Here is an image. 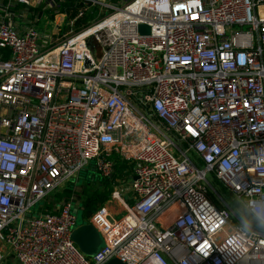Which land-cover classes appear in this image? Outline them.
Masks as SVG:
<instances>
[{"label": "built area", "instance_id": "built-area-1", "mask_svg": "<svg viewBox=\"0 0 264 264\" xmlns=\"http://www.w3.org/2000/svg\"><path fill=\"white\" fill-rule=\"evenodd\" d=\"M55 1L0 0V264H264V234L224 247L236 218L207 195L209 176L264 196V0H76L108 13L53 44L37 24ZM114 157L131 175L85 223L103 242L86 256L80 204L39 208Z\"/></svg>", "mask_w": 264, "mask_h": 264}, {"label": "trees", "instance_id": "trees-1", "mask_svg": "<svg viewBox=\"0 0 264 264\" xmlns=\"http://www.w3.org/2000/svg\"><path fill=\"white\" fill-rule=\"evenodd\" d=\"M55 3L58 5L60 13L68 20V21H76L82 28H86L89 22L93 20H99L104 16V14H100L98 18H96L98 14V7H91L89 5H84L82 3L76 2V0H57ZM113 161V174L110 178H102L100 176H95L93 170L83 171L80 175L84 174L88 177L85 183H89L90 188H86V186L82 187L79 191H76L73 186H70L72 181L68 182L61 190L54 192L50 196H48L45 201L42 203V206L39 208L40 211L45 212H53L55 207L59 205L62 201L67 202L73 200L80 204L82 217L84 220L88 222L91 215L102 208L104 204L110 199L111 192L113 191V186L115 184L116 179H125L127 181L131 175L132 165L119 159L118 157H114ZM97 178L94 183V177ZM92 177V178H91ZM88 179H92L89 181ZM212 179V178H211ZM217 187V192L221 197L220 200L216 199L213 196V193L208 190L207 195L211 199V201L218 207L223 208V204H227L229 207H233L234 197L228 193L222 186H220L214 179H212ZM96 184V186H95ZM54 198V199H53ZM229 202V203H228ZM54 213V212H53Z\"/></svg>", "mask_w": 264, "mask_h": 264}, {"label": "clouds", "instance_id": "clouds-1", "mask_svg": "<svg viewBox=\"0 0 264 264\" xmlns=\"http://www.w3.org/2000/svg\"><path fill=\"white\" fill-rule=\"evenodd\" d=\"M257 158L264 157V147L257 148ZM232 215L235 222L230 223L231 244L224 247L231 248L245 255L247 242L261 238L264 234V196L251 192L237 194L234 197Z\"/></svg>", "mask_w": 264, "mask_h": 264}, {"label": "rangeland", "instance_id": "rangeland-1", "mask_svg": "<svg viewBox=\"0 0 264 264\" xmlns=\"http://www.w3.org/2000/svg\"><path fill=\"white\" fill-rule=\"evenodd\" d=\"M96 2H102L103 0H94ZM119 0H106L105 3L106 4H113L114 6H123L124 5V0H121L120 3H118ZM88 3V2H87ZM86 5V3H85ZM89 5V4H88ZM108 13V9L105 7H98V14L96 16V18H98V16L100 14H104V16ZM96 20H93L91 22L88 23V25H86V28L92 23L95 22ZM38 30H43L47 35L51 36L52 38V43L53 44H58L59 42H61V40H63L64 38L68 37V36H72L75 35L76 33H79L80 31L84 30V28L81 29V26L76 23V21H68L61 13H55V15L49 14V13H44V16L42 17L41 21L38 22L37 24ZM173 142L176 144V141L173 140ZM175 154H177V152L175 151ZM95 176H98L97 174H95ZM94 177L95 180H93V182H96V177ZM88 176L87 175H80L77 176L71 183L70 186H73L74 189L76 191H79L80 189H82V187L87 185V189L90 188L89 183H85L86 179ZM92 178V177H91ZM208 182L211 186V188L209 187V189L211 190V192L213 193V196L220 200L221 197L219 196L218 192H217V187H215L213 185L214 181L208 176L207 177ZM89 181H91L92 179H88ZM92 182V181H91ZM86 184V185H85ZM215 184V183H214ZM216 185V184H215ZM96 186V184H95ZM217 186V185H216ZM115 187H120L123 188L124 187V181L120 180L119 182H115L113 188ZM124 192V191H123ZM54 199V198H53ZM229 203V202H228ZM105 205V204H104ZM108 208L113 212L116 213L115 219L118 220L120 217H122V208L121 205L119 203H111L108 205ZM232 210V207H229ZM77 224L80 222V224H85L88 223L86 220H84V218L82 217L81 214V210H79L78 214H77Z\"/></svg>", "mask_w": 264, "mask_h": 264}, {"label": "water", "instance_id": "water-1", "mask_svg": "<svg viewBox=\"0 0 264 264\" xmlns=\"http://www.w3.org/2000/svg\"><path fill=\"white\" fill-rule=\"evenodd\" d=\"M147 26H139L140 34H148ZM132 180H135L133 177ZM82 214V212H81ZM71 239L79 249V251L86 256H94L98 250L103 246L100 234L90 224H77V228L72 232ZM106 264H122L119 261L112 260Z\"/></svg>", "mask_w": 264, "mask_h": 264}]
</instances>
